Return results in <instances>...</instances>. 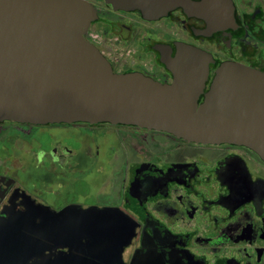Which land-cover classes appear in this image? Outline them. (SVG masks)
I'll return each mask as SVG.
<instances>
[{"label":"flooded vegetation","instance_id":"flooded-vegetation-1","mask_svg":"<svg viewBox=\"0 0 264 264\" xmlns=\"http://www.w3.org/2000/svg\"><path fill=\"white\" fill-rule=\"evenodd\" d=\"M86 1L95 16L85 37L114 71L171 82L163 55L175 56L181 43L197 46L211 56L200 102L222 62L264 70V0H189L195 5L153 16ZM105 129L118 138L107 146L99 139ZM13 132L38 144L24 155L0 156V218L32 206H110L122 213L123 232L131 231L121 264H264V158L252 147L133 123L9 119L0 120V146ZM53 245L46 244L45 257L69 253ZM71 254L81 252L73 247Z\"/></svg>","mask_w":264,"mask_h":264},{"label":"water","instance_id":"water-1","mask_svg":"<svg viewBox=\"0 0 264 264\" xmlns=\"http://www.w3.org/2000/svg\"><path fill=\"white\" fill-rule=\"evenodd\" d=\"M109 1L139 8L146 16L195 5L189 0ZM94 16L86 0H0V120L133 123L188 140L244 143L264 158V70L224 61L198 102L208 77V52L181 43L175 56L163 55L171 82L139 71H114L85 37ZM120 215L110 206L70 203L59 210L32 206L0 218V264H121L120 250L131 231L123 232ZM49 242L68 246L69 253L45 257ZM73 247L81 254H71Z\"/></svg>","mask_w":264,"mask_h":264},{"label":"rangeland","instance_id":"rangeland-1","mask_svg":"<svg viewBox=\"0 0 264 264\" xmlns=\"http://www.w3.org/2000/svg\"><path fill=\"white\" fill-rule=\"evenodd\" d=\"M102 143H104L105 146L110 145L112 142L117 141V137L115 135V132L111 129H105V137L99 138ZM37 145L38 140L32 138V139H26L24 136L17 132H13L10 134L7 145L0 146V156H13V155H24L26 152V148L29 145Z\"/></svg>","mask_w":264,"mask_h":264}]
</instances>
